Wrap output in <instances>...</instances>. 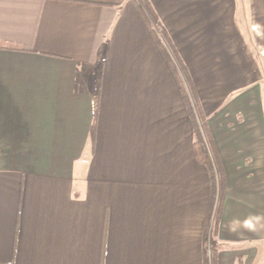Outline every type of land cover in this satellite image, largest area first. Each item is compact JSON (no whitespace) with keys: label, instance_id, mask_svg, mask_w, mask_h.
<instances>
[{"label":"crops","instance_id":"1","mask_svg":"<svg viewBox=\"0 0 264 264\" xmlns=\"http://www.w3.org/2000/svg\"><path fill=\"white\" fill-rule=\"evenodd\" d=\"M146 2L219 161V220L133 0H0V264H264V0Z\"/></svg>","mask_w":264,"mask_h":264},{"label":"trees","instance_id":"2","mask_svg":"<svg viewBox=\"0 0 264 264\" xmlns=\"http://www.w3.org/2000/svg\"><path fill=\"white\" fill-rule=\"evenodd\" d=\"M133 2L140 16L148 25L158 47L160 48V51L167 59L174 73L176 75L180 74V79L182 83V93L193 127V150L198 164H200L207 170L210 180V208L208 210L206 218L207 229L209 228V225H211L212 217L213 223L219 220L220 208L224 197L223 177L219 161L214 155L213 150L211 149L209 143V136L205 130V125L202 122L200 113L195 104L192 85L187 73L179 65L175 54L169 47L166 37H164L158 31L156 17L153 11L151 10L150 6L147 4L146 0H133ZM204 248L206 249V245L204 246ZM210 264H213V255L211 256Z\"/></svg>","mask_w":264,"mask_h":264}]
</instances>
